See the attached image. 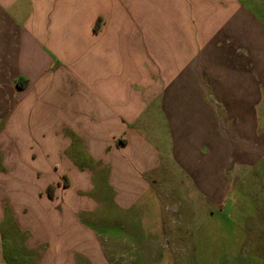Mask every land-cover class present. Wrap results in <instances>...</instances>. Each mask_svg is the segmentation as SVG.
Returning a JSON list of instances; mask_svg holds the SVG:
<instances>
[{"label": "crops", "instance_id": "0c3cea01", "mask_svg": "<svg viewBox=\"0 0 264 264\" xmlns=\"http://www.w3.org/2000/svg\"><path fill=\"white\" fill-rule=\"evenodd\" d=\"M242 185L264 188V0H0V264H115L102 205L142 227L116 264H147L163 198L219 218Z\"/></svg>", "mask_w": 264, "mask_h": 264}, {"label": "rangeland", "instance_id": "374dc122", "mask_svg": "<svg viewBox=\"0 0 264 264\" xmlns=\"http://www.w3.org/2000/svg\"><path fill=\"white\" fill-rule=\"evenodd\" d=\"M244 188L246 189L247 185L229 193L222 203L224 214L219 218H206L205 215H200L203 218H180V208L163 198L162 215L168 221L162 224L163 230L158 232L160 237L156 240V245L162 248L163 253L147 254L146 263L155 261L161 264H264V188L253 192L258 200L249 199L252 192L248 191L246 195ZM106 208L102 205L97 209L99 218L96 233L99 234V242L104 252L111 249L118 254L104 255L106 261L116 264L122 260V256L136 258L137 255L123 253H126V250L132 252L134 248L145 243L142 236L132 238L140 235L142 227L137 225V219L132 221L120 216L106 218L109 215L105 212ZM239 212L247 217H241ZM113 215L115 217V214ZM172 220L175 222H171ZM131 228V232L137 236L129 234ZM110 233L114 234V238H111ZM173 233L183 234L182 242L174 241ZM167 246H174V250L166 252L176 254H164ZM181 251H185V256L178 254Z\"/></svg>", "mask_w": 264, "mask_h": 264}]
</instances>
